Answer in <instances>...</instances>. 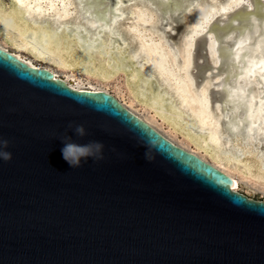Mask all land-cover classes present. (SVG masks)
Listing matches in <instances>:
<instances>
[{
	"label": "water",
	"instance_id": "95a60500",
	"mask_svg": "<svg viewBox=\"0 0 264 264\" xmlns=\"http://www.w3.org/2000/svg\"><path fill=\"white\" fill-rule=\"evenodd\" d=\"M65 135L101 142L104 159L73 169ZM0 138V264H264V196L234 191L111 94L2 48Z\"/></svg>",
	"mask_w": 264,
	"mask_h": 264
},
{
	"label": "bare ground",
	"instance_id": "6f19581e",
	"mask_svg": "<svg viewBox=\"0 0 264 264\" xmlns=\"http://www.w3.org/2000/svg\"><path fill=\"white\" fill-rule=\"evenodd\" d=\"M7 4L0 48L73 89L111 94L234 191L264 196V0Z\"/></svg>",
	"mask_w": 264,
	"mask_h": 264
},
{
	"label": "clouds",
	"instance_id": "9594fccd",
	"mask_svg": "<svg viewBox=\"0 0 264 264\" xmlns=\"http://www.w3.org/2000/svg\"><path fill=\"white\" fill-rule=\"evenodd\" d=\"M68 129L73 130L75 135L79 138H83L87 134L83 125H76L73 129V125L69 123ZM61 142L64 145L61 149L62 157L73 169L81 167L82 162L87 163L89 158L92 159L93 162L104 159L102 154L104 145L101 142L90 141L87 144L81 145L75 143L71 137L67 135L61 139ZM8 146L9 141L0 138V160L4 162H9L12 159L11 152L6 151ZM145 158L148 159L147 152H145Z\"/></svg>",
	"mask_w": 264,
	"mask_h": 264
},
{
	"label": "rangeland",
	"instance_id": "374dc122",
	"mask_svg": "<svg viewBox=\"0 0 264 264\" xmlns=\"http://www.w3.org/2000/svg\"><path fill=\"white\" fill-rule=\"evenodd\" d=\"M0 2H1V4H7V0H0ZM7 6H9V4H7ZM1 40V39H0ZM1 43V42H0ZM7 51H9V52H11L12 51V49L10 48V47H7ZM61 76V75H60ZM63 76V75H62ZM82 77V76H81ZM84 86H86V87H88L89 85L87 84L86 85V83L84 84ZM111 91V90H110ZM238 191L239 192H243V193H245L246 195H248L250 198H252V199H259V198H261L262 196H263V194L262 193H259V192H257V191H245V187L244 186H242V187H240L239 189H238Z\"/></svg>",
	"mask_w": 264,
	"mask_h": 264
}]
</instances>
